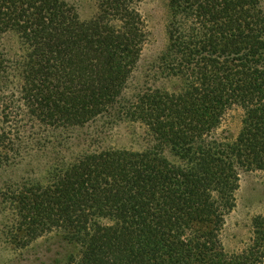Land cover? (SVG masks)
I'll return each instance as SVG.
<instances>
[{"label":"trees","instance_id":"trees-1","mask_svg":"<svg viewBox=\"0 0 264 264\" xmlns=\"http://www.w3.org/2000/svg\"><path fill=\"white\" fill-rule=\"evenodd\" d=\"M165 1L166 46L136 84L141 0H91L87 18L77 0H0V175L56 150L42 177L0 187L19 257L55 234L47 264L263 263L264 214L240 253L220 238L240 175L264 173L262 2ZM232 108L240 129L223 136ZM122 124L141 148L106 145Z\"/></svg>","mask_w":264,"mask_h":264},{"label":"rangeland","instance_id":"rangeland-1","mask_svg":"<svg viewBox=\"0 0 264 264\" xmlns=\"http://www.w3.org/2000/svg\"><path fill=\"white\" fill-rule=\"evenodd\" d=\"M261 2L264 8V0ZM77 6L81 18H87L94 12V5L91 0H77ZM136 9L141 16L146 32V40L135 74V83L137 84L143 83L150 74L149 71L155 66L158 56L166 46L167 7L165 0H141ZM14 41L13 36L6 37L3 44L7 48L9 46L15 47ZM241 117L242 112L238 108L227 111L217 133L234 137L240 129ZM92 132L88 134L86 132V136H93ZM104 132H107L105 137L107 146L131 149L142 147L139 138L142 130L138 129L136 125L122 124L107 128ZM84 143L86 146L83 147L79 144L80 147L76 148L74 152L81 148L80 151L87 150L88 145H92L89 149H94L93 143ZM48 150L46 147V150L42 152L37 150L22 156L20 168H8L0 175V187L9 178L18 181L22 178L42 177L48 163L54 157V152H56V150L47 152ZM239 179V188L235 193V207L226 217L220 237L223 247L228 253H240L246 249L251 238L250 226L253 217L264 214V173H242ZM7 215L6 212L0 214V264H47L54 253L62 252L61 247L63 248V246L58 244L54 237L55 234H50L37 240L19 257L18 252L11 251L12 248L1 238L2 223L8 218ZM259 251L263 252V250ZM262 262L264 264V259Z\"/></svg>","mask_w":264,"mask_h":264}]
</instances>
